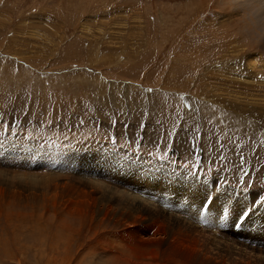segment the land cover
<instances>
[{
  "label": "rangeland",
  "instance_id": "rangeland-1",
  "mask_svg": "<svg viewBox=\"0 0 264 264\" xmlns=\"http://www.w3.org/2000/svg\"><path fill=\"white\" fill-rule=\"evenodd\" d=\"M121 158L222 177L205 193L233 199L224 235L246 239L264 205V0H0V264H200L72 171L118 187Z\"/></svg>",
  "mask_w": 264,
  "mask_h": 264
},
{
  "label": "bare ground",
  "instance_id": "bare-ground-1",
  "mask_svg": "<svg viewBox=\"0 0 264 264\" xmlns=\"http://www.w3.org/2000/svg\"><path fill=\"white\" fill-rule=\"evenodd\" d=\"M121 161L124 171L122 177L118 176V187L106 182H112L109 179L111 174L108 172L117 173L112 169H107L108 171L104 172V170H93L91 167L85 169L84 166H80L72 171L81 176L84 182L90 183L91 189L99 192L101 205H112V207L120 209L122 214L137 212L142 219L150 222L148 224L162 221L163 227L167 231L166 234L168 233L172 237L175 236L174 238L180 243L191 247L195 246V251L200 253H195V257L200 264H210V261H220L223 264H264V205L261 204L262 207L257 205L250 213L247 222L245 221L246 223L242 224L245 227L252 222L251 232L248 234L242 232L246 239L240 241L230 240L227 239V235H224L227 231L226 228L229 227L228 231L230 233L236 232L235 226L238 219H240L239 215L237 219L235 218L236 220L231 219V214L234 211L233 199L227 198L228 200L226 199L227 201L222 204L220 193L216 196L205 193V184L217 186L220 180L222 182V177L216 178L212 182H203L188 173L180 174L176 169L174 171H167V169L164 171L161 170L162 167L156 169L155 167L146 166L149 171L146 169L145 171L142 169L137 171L136 168L129 166L124 158H121ZM69 166H73V164H69ZM29 178H33L32 181H38L39 177L34 175L29 176ZM114 179H117L116 175ZM153 184L154 186L151 187ZM120 187L124 188L121 189ZM162 187H164L163 192L160 191ZM224 189V192L229 193L226 196H236L235 204H239L237 208H243L244 210L246 207H244V203L250 201L246 194L243 195L244 199L238 198L241 192H234V188L230 186H225ZM259 193H262V191L258 193L250 192L252 200ZM207 199H209V206L204 211L203 208ZM219 207L222 208L221 211H218ZM226 207L227 212H230L229 219H217L219 213L225 211ZM97 209H100V207ZM239 235L240 233L235 236L239 238ZM214 240L216 243L218 242L215 245ZM209 243L213 245H208ZM249 243L252 246L248 247Z\"/></svg>",
  "mask_w": 264,
  "mask_h": 264
}]
</instances>
